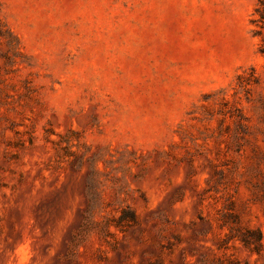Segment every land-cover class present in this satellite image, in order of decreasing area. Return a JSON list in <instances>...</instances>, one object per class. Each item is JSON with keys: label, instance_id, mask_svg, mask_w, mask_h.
Masks as SVG:
<instances>
[{"label": "rangeland", "instance_id": "rangeland-1", "mask_svg": "<svg viewBox=\"0 0 264 264\" xmlns=\"http://www.w3.org/2000/svg\"><path fill=\"white\" fill-rule=\"evenodd\" d=\"M0 264H264V0H0Z\"/></svg>", "mask_w": 264, "mask_h": 264}, {"label": "trees", "instance_id": "trees-1", "mask_svg": "<svg viewBox=\"0 0 264 264\" xmlns=\"http://www.w3.org/2000/svg\"><path fill=\"white\" fill-rule=\"evenodd\" d=\"M257 234H258V232H257ZM243 242H244L245 246H248L249 245V241L247 239H244Z\"/></svg>", "mask_w": 264, "mask_h": 264}]
</instances>
